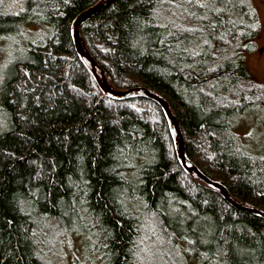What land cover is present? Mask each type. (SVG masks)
Listing matches in <instances>:
<instances>
[{"label":"trees","instance_id":"trees-1","mask_svg":"<svg viewBox=\"0 0 264 264\" xmlns=\"http://www.w3.org/2000/svg\"><path fill=\"white\" fill-rule=\"evenodd\" d=\"M98 1L0 3V40L25 45L0 80V264H65L78 230L77 264H137L154 237L202 263L264 264V217L187 172L162 108L104 94L76 52L72 23ZM251 1L115 0L78 34L113 89L168 103L187 165L264 212V155L236 131L247 110L264 112L246 65Z\"/></svg>","mask_w":264,"mask_h":264},{"label":"rangeland","instance_id":"rangeland-1","mask_svg":"<svg viewBox=\"0 0 264 264\" xmlns=\"http://www.w3.org/2000/svg\"><path fill=\"white\" fill-rule=\"evenodd\" d=\"M251 7L257 14L259 33L256 36L255 51L247 58V68L252 78L264 85V4L259 0H252ZM25 45H20L13 38L0 40V80L8 72V66L22 53ZM0 114V127L2 124ZM236 131L249 144L254 153L264 155V112L258 108L249 109L237 118ZM85 243L84 233L76 231L69 239V244L63 248L64 256L61 263L77 264V259H83L82 247ZM56 247V246H55ZM178 244L171 250V246L159 238L146 239L138 254L137 264H212L202 263L194 258Z\"/></svg>","mask_w":264,"mask_h":264},{"label":"water","instance_id":"water-1","mask_svg":"<svg viewBox=\"0 0 264 264\" xmlns=\"http://www.w3.org/2000/svg\"><path fill=\"white\" fill-rule=\"evenodd\" d=\"M114 1L115 0H99L97 3H95L91 7L81 11L76 16V18L74 19L72 23V38H73L74 48L80 56L85 58L90 63L91 72L98 86L101 88L104 94L108 96H114L117 98H126L135 93V94L142 95L148 99L155 101L162 108L165 114L167 125H168V128L170 130V133L173 139L174 151L182 167L187 172L194 173L199 179L207 183L209 186L217 189L220 192V194L234 207L238 209H242V210H248L250 212H253L255 214H258L264 217V212L257 210V209H249L247 207H244L232 201V199H230L228 196L226 188L222 184L206 177L194 165H187L185 154H184L183 139H182L181 132L178 126V122L176 118L174 117V115L172 114L168 103L163 99L162 96H160L157 93L152 92L151 90L145 87H132L130 89H126L122 91L113 89L106 82V79L102 71H100L99 75L96 73V63L93 61V59L90 57L89 53L85 50L83 46V42L81 41L79 34H78V26L84 21L88 20L90 17L96 15L97 13H99L100 11H102L103 9L111 5Z\"/></svg>","mask_w":264,"mask_h":264},{"label":"snow or ice","instance_id":"snow-or-ice-1","mask_svg":"<svg viewBox=\"0 0 264 264\" xmlns=\"http://www.w3.org/2000/svg\"><path fill=\"white\" fill-rule=\"evenodd\" d=\"M3 2V0H0V3H2Z\"/></svg>","mask_w":264,"mask_h":264},{"label":"bare ground","instance_id":"bare-ground-1","mask_svg":"<svg viewBox=\"0 0 264 264\" xmlns=\"http://www.w3.org/2000/svg\"><path fill=\"white\" fill-rule=\"evenodd\" d=\"M227 190V189H226ZM227 193H228V191H227Z\"/></svg>","mask_w":264,"mask_h":264}]
</instances>
